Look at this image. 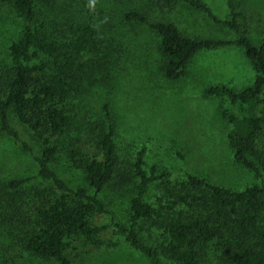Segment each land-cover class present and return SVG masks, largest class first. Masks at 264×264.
Instances as JSON below:
<instances>
[{
	"label": "rangeland",
	"instance_id": "374dc122",
	"mask_svg": "<svg viewBox=\"0 0 264 264\" xmlns=\"http://www.w3.org/2000/svg\"><path fill=\"white\" fill-rule=\"evenodd\" d=\"M204 1L219 19L232 18L228 0ZM231 1L239 29L258 45L264 32V0ZM36 3L39 17L53 41H76L80 35L77 24L95 23V48L84 51L81 60L105 61V67L96 75L97 84L67 101L68 112L75 118L71 131L52 137L58 153L51 166L69 185L85 184L83 170L69 158L70 150L80 152L81 157L101 155L98 138L88 123L100 119L103 106L108 104L116 127L121 169L130 171L136 150L145 146V167H156L176 186L185 181L188 172L232 190L264 186V172L257 173L234 159L228 142L233 126L225 117V113L238 118L258 115L264 93L252 106L205 92L207 87L217 84L240 90L254 81L256 71L243 49L232 43L200 50L179 78L170 79L163 73L157 33L146 24L125 20L124 13L137 10L146 13L152 22L172 21L185 35L196 38L235 40L236 30L183 2L36 0ZM24 24L11 2L0 4V68L13 64L9 46L20 37ZM39 60L50 59L41 54ZM10 120L22 141L34 151L25 150L21 141L0 133V189L14 178H28L24 188L34 184L51 186L38 176L36 158L41 153V141L12 112ZM257 146L264 151V130L258 136ZM138 183V178H133L121 189L109 184L100 193L106 212L91 214L89 222L105 227L96 240L82 234L68 238L67 255L72 264H151L116 226V222L128 223L130 200ZM10 191L2 189L1 212L5 223L0 227V264H60L29 253L22 242L38 229L37 209L47 202L30 195L13 202L8 195ZM164 195V187L155 181L150 183L144 199L157 208L158 197ZM136 228L144 242L158 246L165 264H174L163 253L168 242L164 229L144 219L137 222ZM200 252V264H220L213 242Z\"/></svg>",
	"mask_w": 264,
	"mask_h": 264
},
{
	"label": "trees",
	"instance_id": "16d2710c",
	"mask_svg": "<svg viewBox=\"0 0 264 264\" xmlns=\"http://www.w3.org/2000/svg\"><path fill=\"white\" fill-rule=\"evenodd\" d=\"M159 1L165 4L183 2L237 32L235 40L196 38L185 35L172 21L152 22L146 13L125 12V20L146 24L157 33L164 75L177 79L198 51L236 43L256 71L254 81L240 90L217 84L207 87L205 92L254 106L264 93V32L261 42L254 44L239 29L231 0H228L232 14L229 20L216 17L204 0ZM4 2L13 4L25 24L20 37L9 46L13 64L0 68V133L21 141L25 150L33 152L13 128L10 113L27 125L42 143L41 153L36 158L38 176L52 184L24 188L28 178H14L4 186L12 190L8 195L13 202L23 199L24 195L47 202L38 207V229L22 240L24 248L38 257L72 264L67 255L68 238L82 234L96 240L98 232L105 227L89 222L91 214L106 212L100 193L109 184L121 189L133 178H138L136 192L130 200L129 221L127 224L116 222V226L151 264L165 262L158 246L149 245L141 238L136 228L140 219L164 229L168 242L163 253L174 264H200V250L212 242L220 264H264V186L232 190L190 172L185 181L176 186L156 167H145V146L136 150L130 171L121 169L116 127L108 104L103 106L100 119L88 123L90 131L98 138L100 157H81L74 149L68 152L72 162L83 170L85 184L72 187L59 175L51 166L58 153V145L52 137L62 136L73 127L75 118L68 112L67 101L95 86L96 75L105 67V61L100 58L91 62L81 60L84 51L95 48L97 25L77 24L79 39L56 42L50 39L45 22L39 17L36 0H0V4ZM41 54L50 60H39ZM261 101L263 106L258 115L238 118L225 113L233 126L228 142L234 159L257 173L264 172V151L257 146L258 136L264 130V98ZM155 181H159L165 190V197H158L157 208L144 199L150 183ZM2 189L0 227L5 223L1 212L4 205Z\"/></svg>",
	"mask_w": 264,
	"mask_h": 264
}]
</instances>
